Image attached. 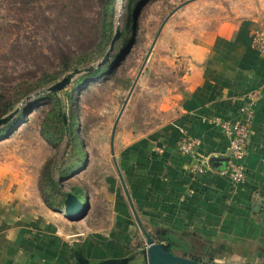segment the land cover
Here are the masks:
<instances>
[{
  "label": "crops",
  "instance_id": "obj_1",
  "mask_svg": "<svg viewBox=\"0 0 264 264\" xmlns=\"http://www.w3.org/2000/svg\"><path fill=\"white\" fill-rule=\"evenodd\" d=\"M259 32L263 18L224 21L196 42L169 107L173 117L123 142L116 135L113 148L81 169L84 182L73 186L81 198L87 191L81 220L67 219L64 204L54 210L45 203L38 175L30 185L0 180V264H79L74 241L90 259L126 257L139 237L146 245V233L206 264H264V51L253 44ZM249 110L247 177L235 184L223 174L230 151L213 120ZM184 135L201 142L191 155L178 150Z\"/></svg>",
  "mask_w": 264,
  "mask_h": 264
},
{
  "label": "rangeland",
  "instance_id": "obj_2",
  "mask_svg": "<svg viewBox=\"0 0 264 264\" xmlns=\"http://www.w3.org/2000/svg\"><path fill=\"white\" fill-rule=\"evenodd\" d=\"M20 1L0 0V107L11 100L19 109L8 124L0 127V180H22L30 185L38 175L42 197V180L48 164L60 189L69 192L77 182H84L81 169L97 158L102 148L110 147L114 124L130 88L160 26L174 9L180 7L163 27L118 123L115 136L122 142L140 128L150 131L173 117L169 107L182 89L183 76L190 63L188 53L205 34L224 21L264 19V0H144L134 29L125 31L126 0H116L115 29L120 27L127 41L119 40L109 61L102 66L98 64L104 56L79 67L95 70L113 63L107 72L111 75L99 76L93 82L90 78L80 80L84 73L91 71L83 70L57 92L67 118H75V132L80 140L75 146L66 135L56 143L41 131V121L52 110L53 100L40 98V102L38 97L49 93V87L73 71L37 86L43 73L54 74L61 69L49 47L55 45V37H62L63 31L58 30L54 36L36 32L31 6H23ZM91 3L88 11H96L100 0H91ZM49 6L44 2L43 11L55 18L57 12ZM119 52L122 55L115 56ZM79 83L85 84L77 89L70 103L68 94ZM32 87L36 88L26 97L24 89ZM82 195L85 205L86 189ZM139 245L146 246L141 237L136 240L133 254Z\"/></svg>",
  "mask_w": 264,
  "mask_h": 264
},
{
  "label": "trees",
  "instance_id": "obj_3",
  "mask_svg": "<svg viewBox=\"0 0 264 264\" xmlns=\"http://www.w3.org/2000/svg\"><path fill=\"white\" fill-rule=\"evenodd\" d=\"M44 2L50 4L49 9L51 11H55V14L57 12L55 18L47 15L43 11L42 4ZM143 2L144 0H126L124 4V16L126 18L125 31L131 28L134 29L135 18ZM19 4L31 6L33 13L32 26L36 29V32L51 33L54 36L58 30L63 31L62 37H55V45H50L49 47L51 56H55L59 61L61 69L54 74L43 73L44 75L38 78L37 86H43L68 71H74L79 67H84L91 61L105 56L108 51L116 30L115 22L118 15L116 0H100L99 7L96 11H90L91 9L88 11L90 4H93L91 0H21ZM119 40L123 42L127 41L124 36V31H122V36ZM116 47L117 44L115 49ZM122 53H116L115 56L122 55ZM112 65L113 63H108L101 68L88 71L82 75L80 80L90 78L89 80L93 82L99 76L111 75L107 72ZM83 84L85 83H79L68 94L70 103H72L77 89ZM36 87L24 89L23 94L27 97ZM40 98L42 100H53L52 110L41 121L42 133L47 138H53L56 143H59L63 135H66L72 140L75 146H78L80 140L77 138L75 132V118H67L68 115L62 109L58 93L49 91L45 95H40L38 97L39 101ZM27 108L29 109V106ZM15 109L14 101L9 100L3 103L0 107V119ZM42 184L41 190L45 203L54 210L61 208L67 194L62 192L60 183L53 177L50 164L44 169ZM46 191H49V193L46 194ZM71 192L76 195V189L74 187ZM77 196L81 198V193H78ZM52 198L57 199V201H52ZM154 238L157 240L156 237ZM138 247L139 249L142 248L141 245ZM191 258L201 261L197 256H191Z\"/></svg>",
  "mask_w": 264,
  "mask_h": 264
},
{
  "label": "water",
  "instance_id": "obj_4",
  "mask_svg": "<svg viewBox=\"0 0 264 264\" xmlns=\"http://www.w3.org/2000/svg\"><path fill=\"white\" fill-rule=\"evenodd\" d=\"M180 7H177L174 9L168 17L164 20L162 25L160 26L153 43L146 55V58L138 72L137 77L135 78L130 91L125 99V102L122 106V109L116 119V122L113 127L112 135H111V146L113 148V143L115 139V134L117 130L118 123L121 119V116L128 104V101L139 81L140 76L142 75L143 69L149 59V56L161 34V31L163 27L165 26L166 22L168 19L175 13ZM122 36V30L120 27H117L114 33V36L112 38L110 47L108 51L106 52L105 56L103 57L102 61L98 64V66H102L103 64L107 63L109 61V58L111 57L113 51L115 50V46L117 42L119 41L120 37ZM93 67H90L88 69H83V70H92ZM82 69H75L71 73L67 74L66 76L63 77L62 80L58 81L51 87L47 89V91H54L58 92L62 90L66 85H68L71 80L73 79L74 76L77 74L81 73L83 71ZM19 109H15L13 112L10 114L2 117L0 119V127L3 125L8 124L18 113ZM64 209H65V214L67 219L71 221H78L81 220L85 213H86V205L83 207L80 201V197L77 195L73 194L72 192L67 193V197L64 202ZM71 250L73 253V256L75 260L79 264H131V262L137 258H142L143 264H206L203 261H199L196 259H193L191 257L187 256H182V255H177L173 252L172 250V243L170 241L167 242H158L152 235L149 233H146V246L143 248H140L136 253L126 256V257H121V258H109V259H90L87 258L81 249V244L79 241H74L71 244Z\"/></svg>",
  "mask_w": 264,
  "mask_h": 264
},
{
  "label": "built area",
  "instance_id": "obj_5",
  "mask_svg": "<svg viewBox=\"0 0 264 264\" xmlns=\"http://www.w3.org/2000/svg\"><path fill=\"white\" fill-rule=\"evenodd\" d=\"M253 44L259 50L264 51V32L257 33L254 36ZM257 93H253L251 98L254 100ZM253 111H246L244 116L237 119L215 118L213 121L220 126L224 137L228 142L230 156L227 166L223 170L232 183L241 184L247 177V154H248V140L252 132ZM201 145L198 138L184 135L178 141V150L183 155H191ZM195 170L202 172L201 165H195ZM82 199V198H81ZM83 206V200H81Z\"/></svg>",
  "mask_w": 264,
  "mask_h": 264
},
{
  "label": "bare ground",
  "instance_id": "obj_6",
  "mask_svg": "<svg viewBox=\"0 0 264 264\" xmlns=\"http://www.w3.org/2000/svg\"><path fill=\"white\" fill-rule=\"evenodd\" d=\"M85 205L83 204V207H84Z\"/></svg>",
  "mask_w": 264,
  "mask_h": 264
}]
</instances>
